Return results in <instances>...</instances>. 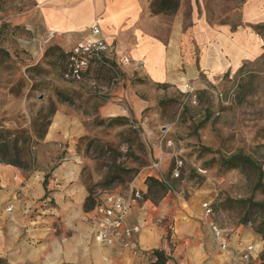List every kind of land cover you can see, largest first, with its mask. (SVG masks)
<instances>
[{"label":"rangeland","instance_id":"rangeland-1","mask_svg":"<svg viewBox=\"0 0 264 264\" xmlns=\"http://www.w3.org/2000/svg\"><path fill=\"white\" fill-rule=\"evenodd\" d=\"M162 20V38L176 27L185 35L180 53L184 61L190 56L192 64L197 65L201 48L222 44L224 29L231 30L230 36L241 29L251 32L262 49L258 56L243 59L237 69L213 76L204 73L192 78L184 64L180 68L184 82L166 86L150 83L141 75L143 63L127 56L132 67L122 70L120 84L102 94L111 82L108 68L94 62L81 82L66 80V52L51 43L44 45L45 38L33 30L36 17L31 1L0 0V27L4 26L0 49L7 52V56L0 53V131L10 134L11 145L16 141L27 159L33 158V165L22 169L0 163L4 170L0 174V264H11L7 246L20 249L15 237L7 239V168L18 170L27 180L41 171L49 172L48 178L68 164L77 170L75 181L93 200L106 191L128 195L129 187L143 180L139 188L144 194L138 203L149 200L151 206L201 209L207 203L212 208L209 218L225 231L227 243L230 230L240 225L252 228L251 223L257 222L252 210L244 224V211L235 202L252 195L254 201H264V0H177L176 10ZM198 21L209 30L197 28ZM138 62L141 66L135 69L133 64ZM121 88L137 98L134 103L127 97L111 99ZM109 101L123 115H100L99 109ZM58 110L75 120L61 140L44 143ZM239 153L261 167L263 187L258 191H254L256 175L249 168L222 166L221 158ZM176 159L182 163L179 168ZM154 163L159 164L158 171L149 169ZM121 169L129 171L116 175L118 179L106 187V176ZM148 173L162 176L167 186L164 196L154 187L146 198ZM262 256L259 262L251 257L246 264H263Z\"/></svg>","mask_w":264,"mask_h":264},{"label":"crops","instance_id":"crops-1","mask_svg":"<svg viewBox=\"0 0 264 264\" xmlns=\"http://www.w3.org/2000/svg\"><path fill=\"white\" fill-rule=\"evenodd\" d=\"M30 1L36 17L33 30L37 29L42 38L49 32L54 33L52 45L68 52L90 38L91 30L97 27L100 36L114 46V60L128 56L132 61H141V75L156 85L184 82L180 72L184 64L192 78L237 69L243 59L258 56L262 49L251 32L241 29L230 36L231 30L224 29L222 44L212 43L201 48L197 65L191 63L190 56L185 58V63L180 53L182 41L187 40L185 35L177 27L173 30L169 26L167 38H162L160 27L165 14L152 13L151 0ZM196 26L201 31L209 30L202 21ZM126 97L131 102L137 99L123 88L113 93L111 99ZM137 105L139 103L134 104ZM99 114L116 116L123 115V111L109 101L99 109ZM71 120L63 110L56 111L44 143L61 140L75 118ZM1 173L4 170L0 168ZM47 173L41 171L26 180L16 169L5 171V194L7 209H10H6L5 217L7 239L15 237L20 248L7 246V259L11 264H149L150 252L155 249L163 250L175 264H246L238 255L247 246H252L254 262H259V256L264 254V237L249 226L240 225L230 230L227 250L222 251L213 238L209 227L212 220L205 218L203 206L202 209L200 206H151L149 200L134 203L125 220L127 226L140 228L138 257L131 256L118 243L99 245L92 238L89 220L92 209H83L88 195L83 184L75 181L79 176L77 170L66 164L63 169L50 173L44 186ZM73 180L75 183L71 184ZM142 182L138 180L133 185L144 194L139 188ZM167 228L171 230L169 236Z\"/></svg>","mask_w":264,"mask_h":264},{"label":"built area","instance_id":"built-area-1","mask_svg":"<svg viewBox=\"0 0 264 264\" xmlns=\"http://www.w3.org/2000/svg\"><path fill=\"white\" fill-rule=\"evenodd\" d=\"M54 33L49 32L44 39V45H48L54 38ZM113 47L100 36V30L94 27L91 30V37L74 46L66 52V71L63 77L66 80H72L76 83L81 82L83 75L93 65L98 62L100 65L111 71L112 77L109 86L102 90V94L110 93L111 90L121 83L122 70L132 67V61L127 56H122L117 60L113 58ZM135 69L140 68L141 64H133ZM177 168L182 163L175 160ZM150 170H159V164L154 163ZM175 176H178L176 173ZM148 178H153L162 182L161 175L147 174ZM142 192L132 184L129 187L128 195L114 193L112 191L104 192L101 198H97L96 204L91 211L89 218L92 225V238L99 245L112 246L118 243L120 247L127 251L131 256L138 257L141 253L137 235L140 233L138 225L127 226L126 217L129 214L131 206L138 202ZM204 216L209 218L212 215V208L209 204H203ZM10 209L8 208L7 211ZM210 230L213 238L220 250L226 251L228 247L225 231L211 222ZM252 246H247L240 252V260L245 263H251ZM151 259L152 256H151ZM253 261V260H252Z\"/></svg>","mask_w":264,"mask_h":264},{"label":"trees","instance_id":"trees-1","mask_svg":"<svg viewBox=\"0 0 264 264\" xmlns=\"http://www.w3.org/2000/svg\"><path fill=\"white\" fill-rule=\"evenodd\" d=\"M177 8V0H153L151 4V11L154 14H169L176 10ZM4 29V26L1 25L0 27V36L2 34V31ZM0 53L7 56V52L0 49ZM66 55V54H65ZM117 121H125V118H116ZM7 135V139L6 138ZM10 134L7 132L0 131V163H3L5 165H9L12 167H16L19 169H22L23 166L25 168L30 167L33 165V158L32 156L27 159L26 156L23 153V150L21 148L17 147V142L14 141L13 145H11L9 138ZM7 140V141H6ZM221 164L224 167H227L229 169H234L239 166L249 168L251 171L254 172L256 175V182L254 184V191H258L263 186H261V181L263 179V171L260 166L256 164V162L249 156H246L244 154H235L230 156L229 158H221ZM129 170L121 169L116 170V172H112L111 174H108L104 180L106 187L110 186L114 180L118 179L119 173H125ZM47 176H45V180L43 185L46 186L47 184ZM148 193L146 198H149L152 189L154 187H157L161 189V196H164L166 194L167 186L163 182H159L153 178H149L148 180ZM97 201L96 199H92L91 193H88L87 198L85 199V202L83 204L84 211H89L93 209ZM241 210H243L244 214L241 218V221L246 224L248 222V216L252 212V210L255 211V214H257V222L251 223L253 225L252 229L259 235L264 237V201L257 202L254 201L253 195L250 196L247 199H240L235 202ZM152 256V261L149 264H175L170 262V258L166 255V253L161 249H155L150 252ZM264 261V256H262ZM0 262L2 260L0 259ZM264 264V262H262Z\"/></svg>","mask_w":264,"mask_h":264}]
</instances>
